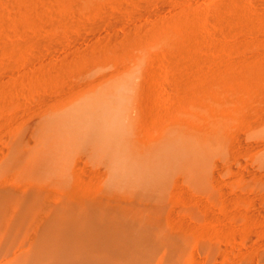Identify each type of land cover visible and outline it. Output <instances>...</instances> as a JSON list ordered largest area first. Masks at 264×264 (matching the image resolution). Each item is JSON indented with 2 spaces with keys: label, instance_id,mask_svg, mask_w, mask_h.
Instances as JSON below:
<instances>
[{
  "label": "rangeland",
  "instance_id": "1",
  "mask_svg": "<svg viewBox=\"0 0 264 264\" xmlns=\"http://www.w3.org/2000/svg\"><path fill=\"white\" fill-rule=\"evenodd\" d=\"M17 1L0 0V185L53 114L123 85L136 113L129 158L155 140L172 149L152 195L186 240L183 263L264 264V0ZM21 136L33 142L18 148ZM72 172L88 185L84 167ZM112 179L106 202L135 205ZM25 247L7 244L0 264Z\"/></svg>",
  "mask_w": 264,
  "mask_h": 264
},
{
  "label": "bare ground",
  "instance_id": "2",
  "mask_svg": "<svg viewBox=\"0 0 264 264\" xmlns=\"http://www.w3.org/2000/svg\"><path fill=\"white\" fill-rule=\"evenodd\" d=\"M20 1L27 6L30 0ZM127 90L115 83L98 88L79 98L73 112L53 114L39 128L41 139L13 173L12 185H0V253L19 240L28 247L15 253H21L16 264H184L186 240L163 227L158 198L152 195L164 186L172 149L155 140L144 147V155L134 152L138 159L129 158L126 143L136 113ZM224 136L212 140L220 144ZM29 139L21 136L17 147L32 143ZM76 166L91 173L88 185H76ZM111 176L117 193L129 191L135 205L106 202ZM89 184L96 185L93 191Z\"/></svg>",
  "mask_w": 264,
  "mask_h": 264
}]
</instances>
